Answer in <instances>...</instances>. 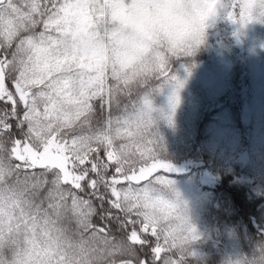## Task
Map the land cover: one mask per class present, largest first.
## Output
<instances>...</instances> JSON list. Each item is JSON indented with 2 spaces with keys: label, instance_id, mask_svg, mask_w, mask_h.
<instances>
[{
  "label": "snow or ice",
  "instance_id": "1",
  "mask_svg": "<svg viewBox=\"0 0 264 264\" xmlns=\"http://www.w3.org/2000/svg\"><path fill=\"white\" fill-rule=\"evenodd\" d=\"M220 13L264 23V0H210L204 26ZM157 27L126 0H0V264H185L199 236L149 178L171 170L153 131L184 86L171 63L194 53L155 47Z\"/></svg>",
  "mask_w": 264,
  "mask_h": 264
},
{
  "label": "trees",
  "instance_id": "2",
  "mask_svg": "<svg viewBox=\"0 0 264 264\" xmlns=\"http://www.w3.org/2000/svg\"><path fill=\"white\" fill-rule=\"evenodd\" d=\"M171 70L185 81L179 104L172 126L158 118L153 131L158 155L186 168L149 180L159 175L195 189L199 239L189 244L185 264H238L264 245V23L241 27L218 14L195 54L173 60ZM167 97L153 93V107L167 114Z\"/></svg>",
  "mask_w": 264,
  "mask_h": 264
},
{
  "label": "clouds",
  "instance_id": "3",
  "mask_svg": "<svg viewBox=\"0 0 264 264\" xmlns=\"http://www.w3.org/2000/svg\"><path fill=\"white\" fill-rule=\"evenodd\" d=\"M209 2L210 0H173L169 4L138 5L134 3V0H126L130 10L142 7L152 16L162 18L163 28L154 29L153 44L155 47L163 50L170 48L188 50L194 54L205 36L207 27L204 26L203 16L208 9ZM254 264H264V259H257Z\"/></svg>",
  "mask_w": 264,
  "mask_h": 264
},
{
  "label": "rangeland",
  "instance_id": "4",
  "mask_svg": "<svg viewBox=\"0 0 264 264\" xmlns=\"http://www.w3.org/2000/svg\"><path fill=\"white\" fill-rule=\"evenodd\" d=\"M170 90L171 89L169 87H165L160 94L164 96L169 95ZM258 94L262 95V100L264 101V97H263L264 90L263 89L259 90ZM258 128H260V126H256V129ZM258 134L259 135H257V138L261 139L262 133L258 132ZM185 168H186L185 165L175 166V167H171V170L168 172L177 173L183 171ZM170 188L171 191L169 193V198L177 201L180 204L189 223L195 228L196 232H198L197 227L193 223V220L196 219L197 214L192 210L191 201H190L195 195V189L191 184H185V183L177 184V185L171 184Z\"/></svg>",
  "mask_w": 264,
  "mask_h": 264
}]
</instances>
